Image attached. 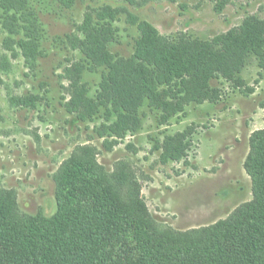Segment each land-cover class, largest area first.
Listing matches in <instances>:
<instances>
[{"label": "rangeland", "instance_id": "rangeland-1", "mask_svg": "<svg viewBox=\"0 0 264 264\" xmlns=\"http://www.w3.org/2000/svg\"><path fill=\"white\" fill-rule=\"evenodd\" d=\"M103 10L114 17L100 21ZM11 15L15 24L0 10V190L12 196L19 216L53 215L57 176L86 149L108 176L122 173L138 184L159 230H200L253 200L244 164L252 135L264 129V67L258 56L247 58L239 82L212 81L220 92L216 102L190 104L162 124L161 113L147 101L138 114L141 127L119 138L110 130L115 113L109 118L102 107L82 121L71 106L75 87L67 70L84 65V74L74 78L76 88L97 101L105 68L95 69L68 37L83 40L78 28L90 15L93 27L113 31L109 54L131 59L143 22L171 40L185 34L213 41L249 17L264 21V0H76L69 7L60 0H29ZM185 131L191 133L187 156L162 163L164 140ZM118 187L124 199L135 191L131 184Z\"/></svg>", "mask_w": 264, "mask_h": 264}, {"label": "trees", "instance_id": "trees-1", "mask_svg": "<svg viewBox=\"0 0 264 264\" xmlns=\"http://www.w3.org/2000/svg\"><path fill=\"white\" fill-rule=\"evenodd\" d=\"M60 1L67 7L76 3ZM28 2L0 0V10L15 24L11 12L24 10ZM98 17L105 20L114 13L103 10ZM92 20L87 16L78 28L83 40L68 38L95 69L105 68L101 90L94 101L87 89L76 88L74 78L81 77L85 67L75 65L67 70L75 87L71 106L82 121L102 107L109 118L115 113L118 119L110 130L119 138L141 127L138 114L147 101L166 124L190 104L219 100L212 81L221 77L239 82L250 55L258 56L264 67V21L253 17L213 41L185 34L171 40L143 22L131 59L110 55L113 31L93 27ZM190 138V131L167 137L161 146L162 163L185 158ZM86 150L63 164L56 180L57 209L51 216H19L12 196L0 190V264H264V129L252 135L244 164L253 200L226 220L182 233L159 230L139 196L138 184L122 173L108 176ZM126 184L135 191L124 199L118 185Z\"/></svg>", "mask_w": 264, "mask_h": 264}]
</instances>
